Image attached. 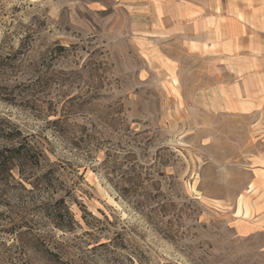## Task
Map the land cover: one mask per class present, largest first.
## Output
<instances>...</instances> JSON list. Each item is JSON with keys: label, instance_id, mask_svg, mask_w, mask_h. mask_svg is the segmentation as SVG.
I'll use <instances>...</instances> for the list:
<instances>
[{"label": "rangeland", "instance_id": "rangeland-1", "mask_svg": "<svg viewBox=\"0 0 264 264\" xmlns=\"http://www.w3.org/2000/svg\"><path fill=\"white\" fill-rule=\"evenodd\" d=\"M143 14L0 0V150H27L0 264H264L259 116L232 108V66L139 35Z\"/></svg>", "mask_w": 264, "mask_h": 264}, {"label": "crops", "instance_id": "crops-1", "mask_svg": "<svg viewBox=\"0 0 264 264\" xmlns=\"http://www.w3.org/2000/svg\"><path fill=\"white\" fill-rule=\"evenodd\" d=\"M149 28L138 32L174 39L217 66L230 65L232 108L256 114L264 132V0H137ZM140 6H137V10Z\"/></svg>", "mask_w": 264, "mask_h": 264}, {"label": "trees", "instance_id": "trees-1", "mask_svg": "<svg viewBox=\"0 0 264 264\" xmlns=\"http://www.w3.org/2000/svg\"><path fill=\"white\" fill-rule=\"evenodd\" d=\"M27 150L26 148L13 147L0 150V185L2 182H6L8 177H13L12 171L16 170L20 174V169L16 165V160H21L26 158ZM21 178L27 181L24 174H20ZM59 203L63 204L62 212L59 215V227L62 229H69L71 225L75 222L73 215L69 207L65 204L64 198H60Z\"/></svg>", "mask_w": 264, "mask_h": 264}]
</instances>
